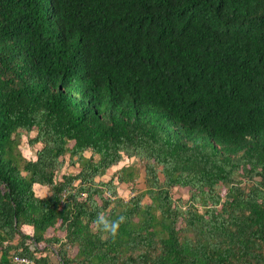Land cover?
Listing matches in <instances>:
<instances>
[{"label": "trees", "instance_id": "16d2710c", "mask_svg": "<svg viewBox=\"0 0 264 264\" xmlns=\"http://www.w3.org/2000/svg\"><path fill=\"white\" fill-rule=\"evenodd\" d=\"M15 255L264 264V0H0V264Z\"/></svg>", "mask_w": 264, "mask_h": 264}, {"label": "rangeland", "instance_id": "374dc122", "mask_svg": "<svg viewBox=\"0 0 264 264\" xmlns=\"http://www.w3.org/2000/svg\"><path fill=\"white\" fill-rule=\"evenodd\" d=\"M20 150L25 153L28 154L27 156H32L33 155V151L34 149L30 146H28V142L25 139L23 142H21V144L19 145ZM125 162V161H123ZM127 164V163H126ZM71 170H76L75 167H72ZM143 174V173H142ZM108 177V176H107ZM137 189H142L145 187V183H144V178L141 176L140 179L138 180V183L136 185ZM174 192H176L177 195H183L185 198H187L189 196V192H188V188L186 189H179V188H173ZM120 192L123 196H125L127 199L130 197V194L133 192L131 189V185L127 184V183H123L120 187ZM147 199V198H146ZM149 200V198L147 199ZM23 228H27V226L23 227Z\"/></svg>", "mask_w": 264, "mask_h": 264}, {"label": "crops", "instance_id": "0c3cea01", "mask_svg": "<svg viewBox=\"0 0 264 264\" xmlns=\"http://www.w3.org/2000/svg\"><path fill=\"white\" fill-rule=\"evenodd\" d=\"M25 154L26 155H28L27 153H26V151H25ZM35 189H36V191H37V193L40 195H44V194H46L47 193V188L45 187V186H41V185H39V186H35ZM26 231H28V232H30V233H32L33 232V227L32 226H27V228H24Z\"/></svg>", "mask_w": 264, "mask_h": 264}, {"label": "built area", "instance_id": "2783aa9c", "mask_svg": "<svg viewBox=\"0 0 264 264\" xmlns=\"http://www.w3.org/2000/svg\"><path fill=\"white\" fill-rule=\"evenodd\" d=\"M14 261L16 262V264H35L29 258H26V257H23V256H19V255H15Z\"/></svg>", "mask_w": 264, "mask_h": 264}, {"label": "clouds", "instance_id": "9594fccd", "mask_svg": "<svg viewBox=\"0 0 264 264\" xmlns=\"http://www.w3.org/2000/svg\"><path fill=\"white\" fill-rule=\"evenodd\" d=\"M135 194V192L133 191L131 194H130V197L133 196Z\"/></svg>", "mask_w": 264, "mask_h": 264}]
</instances>
